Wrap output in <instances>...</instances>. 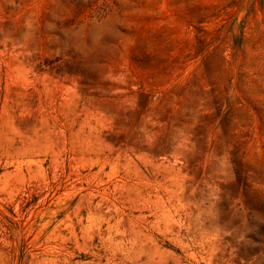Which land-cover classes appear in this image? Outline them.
Instances as JSON below:
<instances>
[{
  "label": "rangeland",
  "instance_id": "obj_1",
  "mask_svg": "<svg viewBox=\"0 0 264 264\" xmlns=\"http://www.w3.org/2000/svg\"><path fill=\"white\" fill-rule=\"evenodd\" d=\"M0 264H264V0H0Z\"/></svg>",
  "mask_w": 264,
  "mask_h": 264
}]
</instances>
